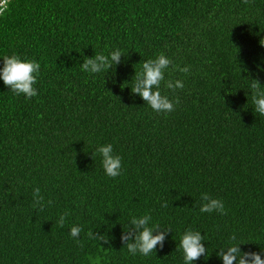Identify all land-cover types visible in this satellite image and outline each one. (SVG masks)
<instances>
[{
	"label": "trees",
	"instance_id": "obj_1",
	"mask_svg": "<svg viewBox=\"0 0 264 264\" xmlns=\"http://www.w3.org/2000/svg\"><path fill=\"white\" fill-rule=\"evenodd\" d=\"M261 41L264 0H10L0 57L35 59L41 71L31 100L0 79V264H184L189 228L208 248L193 264H223L216 252L233 234L242 252H264V116L247 80L264 85ZM116 49L119 65L82 71L84 57ZM160 53L172 61L165 80L184 83L161 84L180 100L170 113L131 91L141 62ZM107 144L122 158L116 178L96 151ZM203 193L227 214L200 212ZM144 214L172 232L163 249L133 256L121 234Z\"/></svg>",
	"mask_w": 264,
	"mask_h": 264
},
{
	"label": "clouds",
	"instance_id": "obj_2",
	"mask_svg": "<svg viewBox=\"0 0 264 264\" xmlns=\"http://www.w3.org/2000/svg\"><path fill=\"white\" fill-rule=\"evenodd\" d=\"M245 4L249 0H243ZM10 0H0V15L8 10ZM264 46V41H261ZM3 61V67L0 68V79L4 85L17 96L24 95L31 100L38 96V89L35 85L38 82V77L41 71V65L35 59L21 58L18 55H5L0 57ZM122 52L120 49L111 51L110 54L96 53L94 57H84L81 69L90 74H99L109 71L113 66L121 63ZM142 67L139 72L135 71V76L131 81V91L133 95L141 97L153 111L157 113H170L175 110V104H179L180 100L177 97L175 102L169 96L161 93L160 88L163 83L165 88L172 90L183 89L184 83L181 80H165V71L172 66V61L163 53H160L154 59H148L141 62ZM175 70L182 73H188V67L175 66ZM249 81L250 95L254 112L260 116H264V85L260 79L251 78ZM42 118V117H41ZM102 157V166L105 174L111 178H116L122 174V158L120 155L114 154L111 144L99 146L96 150ZM33 197L35 200L34 207H40L43 210V197L40 194V189H33ZM203 201L200 207V212L211 213L219 212L221 215H226V210L221 199L213 198L207 193L201 195ZM52 203L51 200L48 201ZM164 203L162 207H167ZM67 213L59 217V227L64 226ZM152 216L144 214L140 217L133 216L127 228L123 229L121 234V242L127 251L135 256L138 253L142 256H149L156 252L157 246L163 249L166 237L172 232L171 228L162 229L159 224L151 225ZM82 228L80 226H72L70 235L82 247V243L78 239ZM89 239L99 241L100 244H109V238L105 234L102 235L98 231L87 233ZM206 234L202 235L200 231H195L192 228L187 229L180 238V243L177 250H182L184 264H193L194 261L201 257H207L208 248L205 247ZM242 244L236 243V235L230 237V244L227 247H221L217 250L216 255L222 260L223 264H264V252H242Z\"/></svg>",
	"mask_w": 264,
	"mask_h": 264
}]
</instances>
